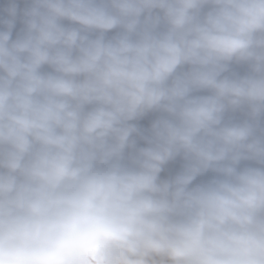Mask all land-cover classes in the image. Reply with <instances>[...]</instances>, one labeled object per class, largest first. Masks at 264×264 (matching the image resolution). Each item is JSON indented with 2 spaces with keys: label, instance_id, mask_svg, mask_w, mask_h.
<instances>
[{
  "label": "clouds",
  "instance_id": "9594fccd",
  "mask_svg": "<svg viewBox=\"0 0 264 264\" xmlns=\"http://www.w3.org/2000/svg\"><path fill=\"white\" fill-rule=\"evenodd\" d=\"M0 264H264V0H0Z\"/></svg>",
  "mask_w": 264,
  "mask_h": 264
}]
</instances>
